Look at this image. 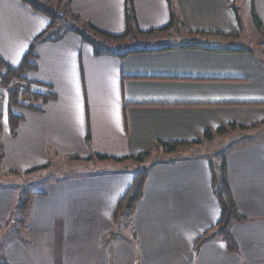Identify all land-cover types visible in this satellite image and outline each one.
Here are the masks:
<instances>
[{"label":"crops","instance_id":"obj_1","mask_svg":"<svg viewBox=\"0 0 264 264\" xmlns=\"http://www.w3.org/2000/svg\"><path fill=\"white\" fill-rule=\"evenodd\" d=\"M70 1L96 29L127 34L126 0ZM171 1L187 44L126 57L97 56L75 33L37 44L30 60L37 68L24 78L57 99L36 103L41 111L11 107L22 119L15 136L8 93L0 92V243L8 264H264V42L256 52L242 36L236 0ZM133 4L141 32L172 25L168 0ZM254 4L264 28V0ZM50 23L21 0H0V57L17 67ZM228 126L236 129L203 139ZM217 137L239 139L226 156L232 195L248 219L231 228L237 252L219 240L196 248L222 216L203 153ZM162 143L184 146L168 153L156 146ZM55 153L57 163L73 161L71 170L95 164L92 153L122 161L46 184L37 178L43 187L31 193L25 221L11 224L19 191L30 175L56 165ZM146 154L157 160L147 165L143 197L131 221L116 224L119 202L145 163L128 158Z\"/></svg>","mask_w":264,"mask_h":264},{"label":"trees","instance_id":"obj_2","mask_svg":"<svg viewBox=\"0 0 264 264\" xmlns=\"http://www.w3.org/2000/svg\"><path fill=\"white\" fill-rule=\"evenodd\" d=\"M23 3L27 4L31 7V9L39 14L46 16L50 19L51 23L49 27L41 33L31 45L28 53L25 55L22 62L14 67L4 61L0 57V92L7 91L9 98V124L11 128L12 136H15L16 130L19 126V123L22 121L21 118L14 115L11 112V107H27L34 111H41L36 103L46 104L51 100H56L57 96L55 94L36 92L32 90L30 87L32 82L24 78V75L30 71H35L36 66L30 63L31 59H34L36 56L35 47L39 43L44 42H58L67 33H75L80 36L82 41L85 43H89L93 49L94 53L97 56L104 55H112L119 57H126L131 54L137 53H150V52H160L163 50H167L168 48H162L157 50L152 49H133L127 52L119 51V41L125 39L130 34L137 32V19L136 13L134 9L133 0H126V22L128 32L124 36H113L108 33L102 32L91 24L85 22L81 16L75 13L71 9V1L70 0H21ZM172 7V26L182 27V22L180 21L173 3L171 0H168ZM253 20L256 27L264 32V28L256 16L255 12V4L253 0ZM13 83H22L21 88L13 89ZM2 98V94L0 93V99ZM29 102V103H25ZM2 113L0 112V163L4 158V148L1 143V132H2ZM229 129H236L235 126H228L223 128L222 130L211 133L206 132L203 134V139L206 141L214 140L216 135H223ZM86 143L88 146L91 144V131L88 129L86 136ZM164 149V151L168 153H172L177 151L179 148L183 147V144H170V143H162L156 145ZM93 158H97L100 161H105L107 157L93 154L91 155ZM149 156L140 155L137 157H131V159L135 162L145 161ZM114 160V159H112ZM117 162H121L122 160H114ZM212 162V161H211ZM39 169L33 170L35 172ZM31 173V172H29ZM148 178V171L144 170L138 172L135 176V180L130 188L127 190L126 194L122 197L119 202L117 214L115 217L116 224L120 223V220L131 221L132 214L136 209V206L140 202L143 197L146 181ZM212 180H213V188L216 197L218 198L221 208H222V216L219 223L213 227L210 231H208L201 239H199L196 243V248L201 247L208 241L219 240L226 243L228 250L231 252H237L239 247L231 233V228L234 224L237 223H245L248 219L242 215L235 203L234 197L232 195L228 176H227V166H226V158H223V162L221 165H216L212 163ZM32 199V194L26 190L22 189L19 191L18 198L16 200L14 212L12 214L10 223L20 225L23 223V220H16L18 223H14L15 214L24 215L30 206ZM134 238L136 235H133ZM0 264H8L4 258V249L0 243Z\"/></svg>","mask_w":264,"mask_h":264},{"label":"rangeland","instance_id":"obj_3","mask_svg":"<svg viewBox=\"0 0 264 264\" xmlns=\"http://www.w3.org/2000/svg\"><path fill=\"white\" fill-rule=\"evenodd\" d=\"M253 0H236L235 7L237 9V12L240 17V22L243 30V37L248 39L253 45L252 49H254L256 52H258L257 46L259 42H264V32H261L255 25L253 20ZM181 23L179 24V26ZM179 26H172L169 28H164L162 30H158L156 32H141L138 28V31L130 34L125 39H122L119 41V51L121 52H127L129 50L133 49H157L158 47H168V45H184L187 44V41L189 39L184 38L185 33L182 27ZM128 32V29H127ZM22 87V83H13V89H19ZM1 103V101H0ZM218 139L215 140L214 143L208 144V149L205 150L203 153L206 155L213 164L221 165L223 162V158H226L227 152L229 147H233L234 143L238 141L239 139L233 140L230 137H217ZM221 139V140H220ZM242 141V140H241ZM189 151H185L184 154H188ZM78 156V155H76ZM75 156V157H76ZM60 155L55 153V166L47 171H44L40 174L35 173L33 175L29 176V181L26 182V190H28L30 193L32 192H40L42 189V185L38 184L37 178H40L43 176V184H46L54 178H61L67 177L69 172L75 175H82L85 173H92V172H105L111 169H118L121 167L118 165L117 161H114L112 159H107L106 161L110 163H104V162H97L100 161L97 158H93L95 161V164L92 165H83L82 167L76 166V169L71 170V166L73 164V161H62L58 162ZM148 159V158H147ZM142 162H134L135 164L144 163V165L139 168V170L144 171L147 169V165L153 161L157 160V158L153 157L152 159L149 158V161ZM2 163V162H1ZM0 163V164H1ZM133 162L131 163L132 166H135ZM140 171V172H141ZM3 171L0 167V182L2 181L1 177L3 175ZM28 175V174H26ZM24 186V187H25ZM50 204L56 207V202L53 198L50 200ZM32 210V209H29ZM23 218L20 214H15L14 217V223H18L16 220H21ZM25 221V218H23ZM16 225V224H15Z\"/></svg>","mask_w":264,"mask_h":264}]
</instances>
